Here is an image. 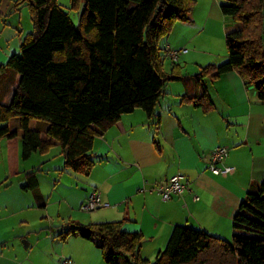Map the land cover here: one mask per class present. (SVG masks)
I'll use <instances>...</instances> for the list:
<instances>
[{
	"label": "trees",
	"instance_id": "trees-1",
	"mask_svg": "<svg viewBox=\"0 0 264 264\" xmlns=\"http://www.w3.org/2000/svg\"><path fill=\"white\" fill-rule=\"evenodd\" d=\"M71 2L77 11L82 8L78 27L57 0L15 3L17 9L29 6L34 29L21 41L20 53L0 66L1 75L20 77L10 103L0 102V124H6L0 127V141L7 143L10 176L19 173L21 160L56 146L65 153L66 168L89 176L96 139L137 110L152 120L168 83L190 82L178 63L165 72L170 51L160 43L177 23L192 22L196 0ZM221 12L234 21L226 34L228 60L192 79L199 86L207 77L235 72L264 100V0H227ZM209 97L202 87L196 104L205 112L213 108ZM13 120H18L14 130ZM40 121L47 123L45 138ZM38 187L36 172L27 174L23 189L42 203ZM124 224L72 222L57 237L96 241L107 264H151L140 255L144 236L125 233ZM234 231L228 242L177 226L155 264H264V184L247 194L234 217Z\"/></svg>",
	"mask_w": 264,
	"mask_h": 264
},
{
	"label": "crops",
	"instance_id": "crops-1",
	"mask_svg": "<svg viewBox=\"0 0 264 264\" xmlns=\"http://www.w3.org/2000/svg\"><path fill=\"white\" fill-rule=\"evenodd\" d=\"M223 16L229 25L227 34L234 21ZM8 42V55L19 54L21 40ZM161 42L167 52L188 50L173 45L170 38ZM192 55L189 50L180 54L177 64L190 82H169L152 120L137 110L96 139L89 176L66 168L61 146L21 160L19 173L10 176L7 143L0 141V264H60L64 258L75 264H107L96 241L57 237L72 222L125 221V233L144 236L140 255L151 264L177 226L232 241L234 217L242 202L264 184V100L235 72L207 77L197 86L195 75L185 73L194 61ZM172 66L167 59L165 72L170 73ZM19 78L0 73V102L10 103ZM204 86L213 104L206 112L196 104ZM195 96L198 99L192 101ZM218 147L228 150L220 168L233 170L214 175L210 162ZM31 172H36L42 203L33 191L23 189ZM175 175L189 180L191 191L166 202L159 188ZM94 192L101 195L105 207L82 212V204Z\"/></svg>",
	"mask_w": 264,
	"mask_h": 264
},
{
	"label": "rangeland",
	"instance_id": "rangeland-1",
	"mask_svg": "<svg viewBox=\"0 0 264 264\" xmlns=\"http://www.w3.org/2000/svg\"><path fill=\"white\" fill-rule=\"evenodd\" d=\"M16 1L0 0V64L2 65H6L10 59L7 53L8 41L13 42L15 39L22 41L34 29L29 6L25 4L17 9L15 8ZM57 1L61 9L70 16L73 24L78 27L82 8L80 11L74 9L71 0ZM196 2V8L191 15L192 22L177 23L167 37L173 45L180 44L192 51L194 61L189 63L185 73L189 72L193 75L199 74L203 68L210 65L219 66L228 60L226 30L229 25L225 24V17L221 12V6L226 4L227 0H196ZM2 126L3 124H0V127ZM17 127L18 120L10 122L12 130ZM46 127V122H39L41 131H44ZM49 190L48 188L46 192L49 193ZM49 195H46V200L50 197ZM55 200L54 196L51 202Z\"/></svg>",
	"mask_w": 264,
	"mask_h": 264
},
{
	"label": "built area",
	"instance_id": "built-area-1",
	"mask_svg": "<svg viewBox=\"0 0 264 264\" xmlns=\"http://www.w3.org/2000/svg\"><path fill=\"white\" fill-rule=\"evenodd\" d=\"M187 50L175 51L172 50L168 53V58L173 63L179 62L180 54H186ZM228 156L227 148H216L211 155L210 168L214 175L226 174L233 169H221L220 165ZM190 181L187 180L183 175L173 176L165 186L159 188V192L164 201H171L174 196H183L184 194L190 192ZM198 200V197H195ZM105 207L102 202L101 195L98 192H94L90 195L86 202L81 206V210L84 213H92L100 208ZM60 264H75L73 260L64 258L61 260Z\"/></svg>",
	"mask_w": 264,
	"mask_h": 264
}]
</instances>
